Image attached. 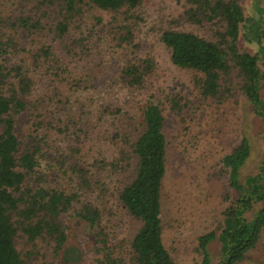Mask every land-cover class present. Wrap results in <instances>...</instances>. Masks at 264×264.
Returning a JSON list of instances; mask_svg holds the SVG:
<instances>
[{
  "label": "rangeland",
  "instance_id": "obj_1",
  "mask_svg": "<svg viewBox=\"0 0 264 264\" xmlns=\"http://www.w3.org/2000/svg\"><path fill=\"white\" fill-rule=\"evenodd\" d=\"M239 3L245 12L251 11L248 0ZM186 8L184 0H139L133 16H115L131 32L122 42L125 30L107 24L114 20L111 12L85 9L56 39L55 6L0 0V62L7 68L28 65L44 45L54 55L49 66L34 70L24 110L15 116L14 130L22 146L36 147L37 164L26 182L30 187L58 188L75 198L60 215L66 227L60 248L47 238L28 243L18 233L15 245L25 264H109L102 255L106 251L127 264L129 242L139 222L122 207L117 194L134 175L133 142L142 129L140 113L147 100L157 103L163 115L166 155L160 221L165 248L176 263L190 264L199 259L197 236L218 232L222 210L233 196L220 159L243 135L250 153L239 167V179L254 173L264 156L261 121L243 95V77L231 61L220 76L219 91L209 97L199 92L200 72L170 62L158 38L162 29L215 39L208 21L185 18ZM36 21L37 26H31ZM238 46L253 49L242 39ZM146 59L151 70L144 86L121 89L116 84L119 66ZM259 94L264 98V74ZM88 201L100 211L107 249L102 248L101 236H95L97 228L75 214ZM206 247L214 264L219 244L212 240ZM238 264H264V232Z\"/></svg>",
  "mask_w": 264,
  "mask_h": 264
},
{
  "label": "trees",
  "instance_id": "obj_2",
  "mask_svg": "<svg viewBox=\"0 0 264 264\" xmlns=\"http://www.w3.org/2000/svg\"><path fill=\"white\" fill-rule=\"evenodd\" d=\"M44 6L56 7L58 20L53 36L60 38L67 32L70 21L85 9L95 8L112 13L107 24L110 29L125 30L122 42L131 36L130 30L115 19L133 16L131 10L139 0H36ZM184 16L195 23L209 22L215 39H205L190 31L165 28L158 35L168 51L170 62L179 68L201 73L198 80L200 94L209 97L219 91L222 73L230 61L243 77L241 90L261 121L264 145V98L259 94V81L264 74V0H248L251 11L245 12L239 0H184ZM98 22L100 18L96 17ZM26 24L24 18H20ZM116 21V23H115ZM36 21L31 26L36 27ZM106 24L102 26L104 28ZM119 31H121L119 29ZM253 46L248 51L238 46V40ZM30 56V64L15 63L9 68L0 62V264H25L16 248L18 233L28 243L47 238L54 248L65 241V229L60 215L67 212L75 200L58 188L30 187L27 175L37 164L36 147L22 146L15 134V116L24 110L26 97L32 87L33 74L40 65L49 66L54 55L48 45ZM3 42L0 40V54ZM39 58V61L37 60ZM31 65L32 69L28 66ZM151 70L149 60L122 63L116 73L120 88L140 89ZM142 129L135 137L132 151L135 171L132 178L118 191L122 207L138 220L139 226L129 242L127 264H178L161 238L160 197L165 175L166 140L162 130L163 115L157 103L147 100L141 108ZM250 144L241 135L238 143L222 155L220 162L226 172L227 186L233 191L222 210L218 232L208 230L196 238L199 259L190 264H210L207 245L217 240L219 247L214 264H238L253 249L264 232V156L254 173L239 179V167L249 156ZM90 227L107 249L104 229L100 226V211L89 201L75 212ZM109 264H124L123 258L114 260L102 253Z\"/></svg>",
  "mask_w": 264,
  "mask_h": 264
}]
</instances>
